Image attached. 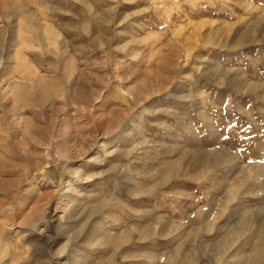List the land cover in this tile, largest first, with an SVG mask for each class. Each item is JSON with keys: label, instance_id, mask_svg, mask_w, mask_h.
<instances>
[{"label": "rangeland", "instance_id": "rangeland-1", "mask_svg": "<svg viewBox=\"0 0 264 264\" xmlns=\"http://www.w3.org/2000/svg\"><path fill=\"white\" fill-rule=\"evenodd\" d=\"M0 264H264V0H0Z\"/></svg>", "mask_w": 264, "mask_h": 264}]
</instances>
